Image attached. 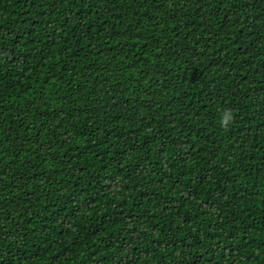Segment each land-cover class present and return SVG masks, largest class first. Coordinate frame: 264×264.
Returning <instances> with one entry per match:
<instances>
[{
    "label": "trees",
    "instance_id": "16d2710c",
    "mask_svg": "<svg viewBox=\"0 0 264 264\" xmlns=\"http://www.w3.org/2000/svg\"><path fill=\"white\" fill-rule=\"evenodd\" d=\"M0 264H264V0H0Z\"/></svg>",
    "mask_w": 264,
    "mask_h": 264
},
{
    "label": "clouds",
    "instance_id": "9594fccd",
    "mask_svg": "<svg viewBox=\"0 0 264 264\" xmlns=\"http://www.w3.org/2000/svg\"><path fill=\"white\" fill-rule=\"evenodd\" d=\"M232 120V116L229 113H226L225 116L222 118L221 124L223 127H227V125Z\"/></svg>",
    "mask_w": 264,
    "mask_h": 264
}]
</instances>
